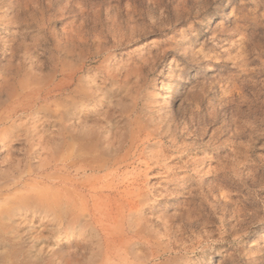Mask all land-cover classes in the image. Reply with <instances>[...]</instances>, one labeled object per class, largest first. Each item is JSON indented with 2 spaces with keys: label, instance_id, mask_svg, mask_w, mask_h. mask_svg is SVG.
Segmentation results:
<instances>
[{
  "label": "rangeland",
  "instance_id": "1",
  "mask_svg": "<svg viewBox=\"0 0 264 264\" xmlns=\"http://www.w3.org/2000/svg\"><path fill=\"white\" fill-rule=\"evenodd\" d=\"M23 263L264 264V0H0Z\"/></svg>",
  "mask_w": 264,
  "mask_h": 264
},
{
  "label": "bare ground",
  "instance_id": "2",
  "mask_svg": "<svg viewBox=\"0 0 264 264\" xmlns=\"http://www.w3.org/2000/svg\"><path fill=\"white\" fill-rule=\"evenodd\" d=\"M89 146V145H88ZM30 248L29 247H23V248H20L18 247L12 254V259H16L18 257V255H25V257L27 258H30ZM23 264H29V263H23Z\"/></svg>",
  "mask_w": 264,
  "mask_h": 264
}]
</instances>
